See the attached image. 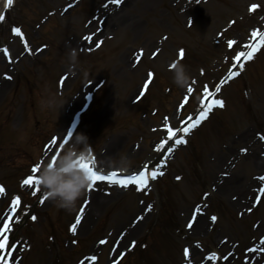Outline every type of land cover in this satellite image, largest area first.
<instances>
[{
	"label": "rangeland",
	"instance_id": "obj_1",
	"mask_svg": "<svg viewBox=\"0 0 264 264\" xmlns=\"http://www.w3.org/2000/svg\"><path fill=\"white\" fill-rule=\"evenodd\" d=\"M195 1L198 5L187 0H126L115 12L110 0L75 4L74 0H16L6 21L0 22V45H7L14 57L12 65L0 57V79L10 77L2 80L0 87V185L5 187L0 214L19 190L32 195L31 189L22 190L17 170L2 166L20 151L29 154L33 162L40 159L47 164L55 150L46 154L42 144L52 135L59 143L72 111L80 109L85 94L93 98V106L82 118L78 135L86 134L88 145L100 156L101 168L135 171L144 161L161 155L154 144L166 133L158 128L165 118L173 127L180 124L181 119L177 122L175 118L179 98L189 86L195 88L194 107L199 89L217 83L231 64L232 55L245 49L251 32L264 20L260 6L253 14L247 11L248 5L259 3L257 0ZM68 4L73 8L63 11ZM50 11L55 12L51 22L41 24L40 18ZM12 23L23 25L29 51L10 34ZM89 35L97 36L89 42L84 39ZM228 40L236 41L231 51L226 47ZM48 41L52 45L45 50ZM98 42L102 45L95 50ZM72 50L79 55L74 63L79 70L72 67ZM137 51L144 55L140 58ZM181 51L185 52L184 61L177 57ZM175 60L186 65L191 76L186 89L172 82L170 64ZM245 66L246 71L243 69L221 94L226 110L216 111L189 139L187 147H179L169 157L166 179L155 184L149 196L146 192L137 195L133 189L119 193L110 190L106 201L97 203L91 194L89 212L76 235L70 227L82 197L76 209L68 212L46 196L36 210L37 221L17 232L22 238L15 253L17 264H54L61 255V264H76L79 257L90 252L99 258L96 264L110 263L118 253L113 252L118 233L126 230L147 205L146 217L121 248L130 238L132 243L145 238L165 197L178 230L170 235L164 232L167 242L156 255L159 264L207 260L201 247L205 252L220 253L206 261L208 264H252L245 254L264 234V200L256 208L248 204L245 210L239 200L242 197H235L251 176H264V51ZM198 67L205 70L204 75L198 73ZM150 72L154 80L147 94L135 103L133 99ZM37 77L40 86L34 82ZM246 83L251 91L242 88ZM92 132L100 133L95 137ZM194 147L192 154L190 148ZM14 164L23 169V161ZM165 181L169 184L162 197L160 188ZM25 202L18 221L25 216ZM217 204L221 205L219 212ZM211 215L219 219L211 230L207 226L196 234L194 227L188 232L187 225L194 217H199L197 224L212 225ZM73 240L79 241L78 247L72 245ZM100 240L106 244L101 245ZM181 247L193 250L189 260L183 257Z\"/></svg>",
	"mask_w": 264,
	"mask_h": 264
},
{
	"label": "snow or ice",
	"instance_id": "obj_2",
	"mask_svg": "<svg viewBox=\"0 0 264 264\" xmlns=\"http://www.w3.org/2000/svg\"><path fill=\"white\" fill-rule=\"evenodd\" d=\"M13 3V0H7L5 7H11ZM111 4L119 6L122 3V0H110ZM71 7V5H70ZM107 7V5H105ZM258 8V5L252 4L248 11L249 12H255V10ZM5 19L4 15L0 14V22H3ZM12 34L15 36L20 37L22 41H24V36L21 32L20 28L13 27L12 28ZM252 43L245 45V48L247 51H242L237 54L236 57H234V64L233 68L229 70L228 76L226 79L221 80L216 86L214 91L209 90L207 87H205L204 92L202 93V98L200 102V108L199 111L196 113L195 116H189L186 120L181 122V125L179 127H173L170 125L167 118L164 120V131L167 133L166 137L161 140L160 143H158L155 146V151L158 153H168L171 154L175 151L176 147L183 145L187 143V140L185 137L191 134V132L199 127L203 121H205L209 113L213 111L215 108H223L224 107V101L221 99L216 98L217 94H219L222 91V87L224 84L228 83L232 79L238 77L241 72L235 71V68H239L241 71L244 69L245 64L241 61L249 62L254 59L255 55L261 50V48H264V31L260 30H254L251 33ZM86 41H91L92 36H86L84 38ZM100 43L98 42L96 47H100ZM236 44V41L230 40L228 41V48L231 49ZM24 50L27 52L29 51V46L27 42H24ZM0 52H3L4 56L8 58L9 63L11 62V57L9 54V50L7 48L0 49ZM181 58L184 55V52L181 51L179 53ZM149 78H152L154 76L153 73L148 74ZM5 79H10V77L5 76ZM150 83V81H149ZM149 83H146L144 85V88L147 89L149 87ZM195 83V81H193ZM188 93L193 92V88L191 86L187 89ZM186 106L185 104H181L180 108H183ZM262 140H264V137H261ZM246 151V150H242ZM57 155H54L51 159V162L49 163V168H52L56 165L57 162ZM74 165L79 168L81 171L86 172L89 178V185L87 188V192L94 191L95 188L98 186L99 182H103L107 184L108 186H116L121 189H129L130 186H134L133 190L138 192H146L150 188V181H155L158 179V177H161L164 175V172L162 171V168L164 166V163L161 162L159 167L150 168L149 165L146 163L144 164L138 171L133 172L130 175L127 176H120L117 172H109L104 173L102 171H97L95 169V164L92 160H85L83 158L78 157L74 162ZM40 171L39 165H34L31 168V173L28 175L25 179L21 182V187H28L32 190V195L36 196L37 193L41 192L40 188V182L38 180V173ZM177 179H180L177 177ZM258 180L264 181V176L257 177ZM259 195L256 197V203L259 204L260 197L264 196V187H261L258 189ZM5 195V188L3 186H0V196ZM47 197H40L39 202L43 204ZM87 203V201H85ZM255 206V205H254ZM22 207V200L20 196H14L9 204H8V212L5 216H0V252H3L6 248H12L13 246L9 243V233L12 232L13 229V221L18 220V213L17 210ZM149 210H151V206H149ZM85 208L82 206L79 213L74 217V223L71 224L70 231L73 233V235H76L78 226L82 223V218L84 214ZM200 211L199 208L196 209V212L198 213ZM251 211V209H249ZM33 221L37 219V217H32ZM212 222H215L217 220L216 216L211 217ZM194 224V218L193 221L189 222L187 227L191 229ZM72 243H76L75 240L72 241ZM105 240H100V244H105ZM260 244L264 245V239L260 240ZM199 247V245H197ZM259 249L257 248H250V252H256ZM7 255H11V252H9ZM183 255L185 259H189L190 252L188 248H185L183 250ZM216 258V253H212L208 259L212 260ZM86 260L92 261L93 264H95V261L97 260L96 256H90L86 257ZM227 259V257H225ZM0 264H7V258L6 256H0ZM80 264H84V261H80ZM115 264H119V261H116Z\"/></svg>",
	"mask_w": 264,
	"mask_h": 264
},
{
	"label": "clouds",
	"instance_id": "obj_3",
	"mask_svg": "<svg viewBox=\"0 0 264 264\" xmlns=\"http://www.w3.org/2000/svg\"><path fill=\"white\" fill-rule=\"evenodd\" d=\"M77 53L72 50L70 60L73 65ZM172 82L180 89H186L191 82V76L186 65L175 60L170 64ZM89 145L87 138L77 135L62 150V155L57 159L56 165L49 168V163L40 167L38 180L46 192L50 201L68 212L74 211L79 199L87 193L89 178L86 172L81 171L74 165V161L80 157L88 158Z\"/></svg>",
	"mask_w": 264,
	"mask_h": 264
},
{
	"label": "bare ground",
	"instance_id": "obj_4",
	"mask_svg": "<svg viewBox=\"0 0 264 264\" xmlns=\"http://www.w3.org/2000/svg\"><path fill=\"white\" fill-rule=\"evenodd\" d=\"M103 120H105V119H103ZM254 164H256V162H254ZM99 198V197H98ZM100 199V198H99ZM101 200H104V199H101ZM202 225H203V223H199L197 226H199L198 228H197V231H200V229L202 228ZM136 230L137 229H135V230H133L132 232H130L129 234H131V235H133V234H135L136 233Z\"/></svg>",
	"mask_w": 264,
	"mask_h": 264
}]
</instances>
